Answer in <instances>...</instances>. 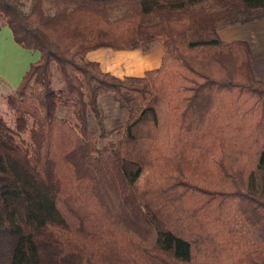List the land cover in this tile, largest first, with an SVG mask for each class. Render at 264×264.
Listing matches in <instances>:
<instances>
[{"label": "trees", "instance_id": "trees-1", "mask_svg": "<svg viewBox=\"0 0 264 264\" xmlns=\"http://www.w3.org/2000/svg\"><path fill=\"white\" fill-rule=\"evenodd\" d=\"M261 17L264 0H0L39 53L0 115V264H264V81L217 33ZM157 39L142 76L86 57ZM102 92L125 117L109 130Z\"/></svg>", "mask_w": 264, "mask_h": 264}, {"label": "crops", "instance_id": "crops-1", "mask_svg": "<svg viewBox=\"0 0 264 264\" xmlns=\"http://www.w3.org/2000/svg\"><path fill=\"white\" fill-rule=\"evenodd\" d=\"M217 33L220 39L226 42L236 39L248 41L253 54L251 61L253 74L256 79L264 81V17L245 23L222 26L218 28ZM2 42L11 46L13 55L17 57V65L14 69L10 68L11 70L6 73H0V86L4 84L10 90H14L30 63L38 59L39 53L36 50L27 49L19 45L14 40L11 30L7 26L0 28V43ZM122 51L127 53L117 56L111 50L97 48L89 51L93 52L90 57H88L89 52H87L86 57L97 61L102 70L109 71L114 75H121L113 72L110 64L112 59L118 57L123 60L127 69L122 75L142 76L146 70L158 68L163 55V51H161L158 60L155 61L152 54H149V52L143 54L136 48Z\"/></svg>", "mask_w": 264, "mask_h": 264}, {"label": "rangeland", "instance_id": "rangeland-1", "mask_svg": "<svg viewBox=\"0 0 264 264\" xmlns=\"http://www.w3.org/2000/svg\"><path fill=\"white\" fill-rule=\"evenodd\" d=\"M22 2H23V10L27 11L29 7V0H22ZM236 24H240V23H236ZM102 49L111 50L117 56H122L123 54L127 53V52H123L122 50H114L108 47H102ZM136 49L140 50L143 54L149 52V54H152L154 56L155 61L158 60L160 52L163 51V47L161 45L160 39L153 41L150 44L149 49L146 51L143 49L142 46H139ZM91 53L93 52H89L88 57L91 56ZM115 58L110 61L112 71L122 75L126 72L127 69L125 68V65L122 59L118 57H115ZM16 65H17V57L13 55L11 46L3 42L0 43V73L1 72L6 73L8 70L14 69ZM121 75H117V76H120V77L124 76V75L122 76ZM52 82H53L54 88H57L61 85L60 76L57 72L55 65L52 66ZM13 91L14 90H10L4 84L0 86V115H2L8 121L11 119V115L7 110L4 97L5 95L12 93ZM99 104H100V107L103 113L105 128L107 130L113 128L115 122L117 123L123 122L125 118L123 111L119 110V106L117 102L113 99L110 92H102L100 94ZM57 114L59 116H64L69 119L72 116L71 110L63 106L58 109ZM115 117L117 119L120 117L119 118L120 121H117V120L115 121ZM89 126H90V131H92V134H93L91 136L93 137V139H96L99 144H105L107 140L115 139L117 136L113 134L106 135L105 137H101L100 135H97L99 133V130L96 128L95 120L91 114H89Z\"/></svg>", "mask_w": 264, "mask_h": 264}]
</instances>
